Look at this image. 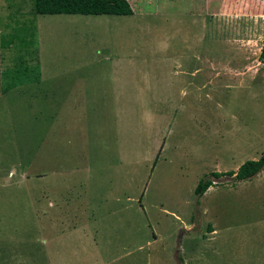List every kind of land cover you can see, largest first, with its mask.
Segmentation results:
<instances>
[{
    "label": "rangeland",
    "instance_id": "1",
    "mask_svg": "<svg viewBox=\"0 0 264 264\" xmlns=\"http://www.w3.org/2000/svg\"><path fill=\"white\" fill-rule=\"evenodd\" d=\"M241 4L243 11L254 7L249 0ZM138 11L34 15L31 0H0V182L14 181L20 171L35 175L32 182L19 179L16 186L0 189V219L13 224L0 230V264H40L45 255L37 220L46 207L43 195L58 197L72 188H81L84 202L95 206L89 209L97 212L101 227L91 249L86 243L77 246L79 239L62 238L64 255L78 252L71 264H87L97 254L108 264H140L135 250L114 256L143 243L150 264H264V255H251L245 243L255 224L247 225V219L237 224L244 230L230 224L218 228L219 234L207 233L211 224L202 221L197 205L202 198L204 207L216 211L218 224L230 223L240 218L238 212H256L247 196L264 192L258 182L210 175L264 153V65L255 60L264 30L247 44L250 55L241 66L246 75L254 64L259 68L253 83L241 76L240 88L233 90L217 71V65L227 64L223 59L239 61L228 41L207 51L214 67L208 74L202 71L205 51L198 60L185 54L181 38L170 43L175 52H160L154 32L160 18ZM257 17L264 28V11ZM177 24L194 34L201 30L186 20ZM246 30L247 25L229 22L226 35L242 38ZM20 33L28 46L19 44ZM220 48L226 53H218ZM175 55L179 64H197L201 72L172 77ZM205 176L213 180V192L223 188L221 194L194 195ZM260 197L252 200L264 202ZM107 212H126L127 230ZM161 212L179 213L183 221L186 212L192 214L191 225ZM255 230L260 232L256 240L264 236L260 226ZM10 236L15 243L5 242Z\"/></svg>",
    "mask_w": 264,
    "mask_h": 264
},
{
    "label": "crops",
    "instance_id": "2",
    "mask_svg": "<svg viewBox=\"0 0 264 264\" xmlns=\"http://www.w3.org/2000/svg\"><path fill=\"white\" fill-rule=\"evenodd\" d=\"M127 1L132 10L130 14H133L134 9L138 8L139 9L138 13H142L146 16L153 15L157 18H160L159 21H157L158 22L157 25L154 26L155 28L154 32L157 34V37H160L159 39H157L158 40L157 49L160 52H165L168 50H172L175 52L174 49H171L172 46L170 43L173 39L181 38L182 41L184 40V47L182 51L185 52V54H190L191 57H196V59L197 58L199 59L200 57L203 56L204 59H201V61L204 62L203 63L204 68L202 69V71L209 74L211 72H214V67L211 66L213 64H210V60L207 59L208 57H211V54L207 55V51L209 49H213V47H216L217 46L216 44H218L219 42L223 43V42L228 41L229 45L231 46L230 48L232 52L237 55V57L239 58V61L235 65L234 63H232V61L229 63V62H226L222 58L223 60L221 61H224L227 64L217 65L218 73L222 74V76H220L219 78H225L226 81L230 80L229 83H231L230 84L231 86L230 85H227V86L229 89H233V90H235L238 87L240 88V86L237 84V81L241 80L242 77L244 78V76L248 77V78H244L245 80H248L249 82L253 83V80L255 79V75L258 73L259 68L256 66V64H254L251 67L250 74L246 75V70H241V66H243L244 64L246 66L245 58L246 57L248 58L250 55L251 47L248 46L247 44L254 41L255 36L258 35L259 32L264 30V28H260V22H259L260 20L257 17V11H261V12L262 10L264 11V0H249V1H253L254 7L251 6L252 4H249L248 11L242 10V6H241L242 0H127ZM260 3H263V5H261ZM102 15H105V14H102ZM106 15H109V14H106ZM184 20H186L190 26L193 23L200 24L199 25L201 28L200 33L194 34V30H191V27H184V25L177 24L178 21H182L183 23ZM234 21L239 22V24H241L242 26L247 25L246 32L245 31L240 32L242 38L240 36L227 38L228 36L226 35V27L227 25H229V22H234ZM137 24L139 25V22H137ZM234 29L238 31L239 28L234 27ZM263 38L264 37H262L259 40V43H258L259 46L257 47V53H256L255 60L257 61L258 64L261 63L258 61V54L260 51L261 40ZM201 50L205 52L203 53V51L201 52ZM225 51L226 50L221 49V48L218 49V53L222 55L223 53H226ZM201 53H203L202 56H201ZM154 54L157 55L156 53ZM178 55H175L172 57L173 64H171L172 67L170 70L172 77H174L173 75L177 76L178 74H184L185 78L188 79V76L194 77L197 73L201 72V70L199 69V65L197 64L192 67L189 66L188 68L179 64L177 60L178 58H180V56ZM235 66H236V69H235ZM204 77L206 78L205 75ZM207 77L208 78H206L207 80L206 83L209 80V76ZM238 83H240V81ZM262 91L264 92V88H262ZM0 95H2V93H0ZM238 166H239V162L236 163L233 171H235ZM262 170L263 169H261L251 179L241 180V181H244L245 184L246 183L247 184L248 183L257 184L258 182L260 185L262 184L264 185V180L263 178H261L263 177L261 174L263 172ZM215 172H220V171H215ZM10 174L12 175V173H9V175ZM32 176L35 178L34 174H28L26 172L20 171L18 176L15 177L14 181H12L11 177H9L8 179L5 178L2 182H0V189L6 186L11 187L12 184L16 186L19 179L31 180L32 182V178H33ZM211 181L213 182V180ZM241 181H238V182H241ZM212 185L213 183L210 184L205 189V191L200 195V197L207 196L210 192L212 193L214 191V189H212L214 188V186ZM80 189L81 188H72L71 189L72 191H70L68 194L59 195L58 197L56 196L52 197L48 193L43 195V199L46 202V207H41V212H38L39 216L37 220L39 223L38 226L40 225L39 229L42 230L41 242L43 244V254L45 255V257L43 256V258L40 260V264H52L54 263V261L60 264L73 263V260L75 259V257H77L78 252L74 251L71 254L64 255V249L60 248L64 245L63 243H61L63 237H68L72 241H74L75 238L79 239L77 246H79L81 243H86V245L89 246L90 248V245L95 246V244L97 243V234H98L99 228L101 227V225H98L99 215H97V212H94L92 208L89 209L91 202L90 204L84 202L85 199L83 200L82 197L80 196L81 194H83L82 192L79 191ZM220 189H223V188H217L215 189V192L213 193L217 192V194L219 193L221 194ZM208 191L210 192L208 193ZM227 191L228 189L225 191V193ZM255 194L256 193H253L252 196H254V198L256 196L258 197L261 196L260 200L264 196V192L261 193L258 191L257 195ZM252 196L250 195L247 196L248 198L247 202L250 204L251 208H254V210H256V212H238L239 215L241 214L240 218L236 220L232 219L230 223L228 222L223 223L221 220H218L222 222L223 225L218 224L217 219H213L217 215L216 213H213V212H216V211H211L210 208L204 207L201 202L202 198H199L200 202H198L197 204L198 211H199L198 214L201 216L202 221L204 220V222L206 223L209 222L211 224V228L207 231V233L208 232L209 233L218 232L219 234L220 230H218V228L222 226L225 227L226 225L225 228L228 229L227 227L230 224H233V227H236V226H239L237 224L244 222L248 219L249 223L247 225L252 224L253 226V224H255V227H254L255 233L253 232L252 234L253 230H250L249 232L251 233L252 239H250L248 242H245V243L247 246L250 245V247H252L251 255L253 253L258 254V255L262 253V255H264V242H262V240L264 239V236L258 237V240L255 239L256 236L260 235L259 234L260 232L255 230L256 227L259 228L260 226L264 231V202L253 201ZM28 200L30 201V198H28ZM127 201H130V198H128ZM74 204L78 206L76 209H74L71 206ZM92 206L95 207L94 205L91 204V207ZM249 210L250 208H248V211ZM161 213H163L164 216H168V215L171 216L173 219H175L178 222V224L180 221V224L182 223V224L188 225L189 227L192 222L190 221V219L193 218L192 214L188 216L187 212L184 218V220L186 219L185 221L181 219V216L179 213L178 214L176 212H161ZM107 214L111 218L114 215L116 216L120 215L121 219L118 220V218L115 216L114 221L116 224L119 223L120 221L121 228L124 231L127 230L124 228V225H123L124 218L126 216L129 217V215H126L127 214L126 212H107ZM12 225H13L12 223L7 224L4 220L0 219V230H8V227ZM239 228L241 230H244L246 227L239 226ZM229 229H232V228H229ZM13 231L15 230L13 229ZM153 232L156 233L155 230L152 231V233ZM50 233L52 235H50ZM156 238L152 237L153 239L152 241L156 240ZM122 240L124 239L122 238ZM5 242H8V244L9 243L12 244V242L15 243L13 238H11V236L10 238H7ZM143 245H145V243L141 245H136L134 249H131L129 247L128 249L123 248V251L120 254L115 255L114 257H118L122 254L123 256H130L131 250H135L137 252V255L135 258L137 263L142 262L140 264H148V263L150 264L151 256H149L148 254V258L145 257V250H143L144 249ZM31 246H32V243L30 246H28V242L25 245V247H28V248H31ZM55 248L58 249L57 252L55 254L50 255L48 252V249H55ZM3 249L7 250V245H5ZM87 250L89 249L84 248L81 250V252H84V255H86L85 252ZM92 251L94 250L92 249ZM241 253H242V250H240V254ZM96 256H97V259L94 258L92 260H89L87 264H108L109 261H105L102 258L101 254H97ZM28 259H30V255ZM257 259L258 258L255 257L256 263H257ZM235 260L240 261L241 259H235ZM236 263L239 264L238 262ZM260 263H264V262L261 260ZM15 264H21V263L16 261Z\"/></svg>",
    "mask_w": 264,
    "mask_h": 264
},
{
    "label": "trees",
    "instance_id": "3",
    "mask_svg": "<svg viewBox=\"0 0 264 264\" xmlns=\"http://www.w3.org/2000/svg\"><path fill=\"white\" fill-rule=\"evenodd\" d=\"M31 9L34 15L41 14H80V15H128L132 12L127 0H31ZM20 32H24L21 28ZM19 44L28 46L21 33L18 36ZM258 61L264 64V38L261 40ZM264 167V153L257 159H248L242 162L235 171L211 172L210 175L218 178L222 175L231 176L236 181L248 180L255 176ZM212 184L206 176L196 183L193 193L200 196Z\"/></svg>",
    "mask_w": 264,
    "mask_h": 264
}]
</instances>
